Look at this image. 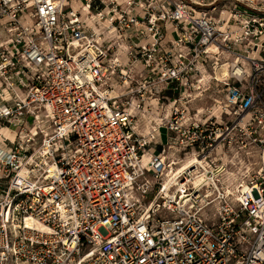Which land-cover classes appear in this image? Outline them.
Masks as SVG:
<instances>
[{
	"label": "built area",
	"instance_id": "2783aa9c",
	"mask_svg": "<svg viewBox=\"0 0 264 264\" xmlns=\"http://www.w3.org/2000/svg\"><path fill=\"white\" fill-rule=\"evenodd\" d=\"M192 2L0 0L11 33L0 44V264H264V170L215 168L264 128V6L235 1L217 21ZM130 29L137 43L119 46ZM221 50L235 56L231 78L196 80ZM211 81L234 122L183 126L189 90ZM173 150L197 162L181 170Z\"/></svg>",
	"mask_w": 264,
	"mask_h": 264
},
{
	"label": "rangeland",
	"instance_id": "374dc122",
	"mask_svg": "<svg viewBox=\"0 0 264 264\" xmlns=\"http://www.w3.org/2000/svg\"><path fill=\"white\" fill-rule=\"evenodd\" d=\"M121 1V0H119ZM190 1V0H187ZM192 1L195 0H191V3H193ZM238 1V2H243L244 3H249L250 0H201V5H196V11H202L205 12L206 14H208L209 16L213 17L214 19H217V21H219L220 17H221V10L222 8H229L230 6H232V3ZM256 3L258 4H262V6H264V0H255ZM199 2V1H198ZM254 3V5L256 4ZM199 4V3H198ZM73 8L76 10L78 9V4H72ZM260 7V6H259ZM221 9V10H220ZM33 13L34 10L33 9H29L26 11V15L25 17L28 18L30 16L33 17ZM258 15H262L264 16V9L261 10L260 12H256ZM225 16V15H224ZM7 15L3 16L2 22H0V44H3L7 41H9L11 38V33H9V26L8 25H4L3 23H6L4 21L8 20ZM24 18H20V20H25ZM35 18H32V20L30 22L34 23ZM8 22V21H7ZM129 35L131 36L127 42H119V46L124 47L127 45L128 42L133 41L134 43H137V38L133 35V31H131V29L129 30ZM235 49V48H234ZM237 50V49H236ZM119 53V52H118ZM123 55V54H122ZM201 58L197 59L199 60L198 64H201L202 60H204L206 58V55L204 54L205 57H203L202 55H199ZM218 60L219 63L218 65L212 63L211 60H209V62L205 65V70L203 69L201 72H197L195 74V79H201L202 77V73L204 75V78L207 77L210 79H213L214 77H218L221 80H229V78H231V70H232V65L235 64V56H229L227 54L222 53V50L220 51V54L218 55ZM240 60L242 61L241 64L244 66V68L246 70H250V72H252L253 68H251V66H248V61L240 58ZM190 61V57L187 59V62ZM216 66V68H214ZM201 68V66H199ZM264 71L260 72L259 75H261V77L259 78L258 83L255 86V90L257 91V93L260 95L259 100L257 101V103L255 105H257V107H260L264 110ZM120 80V79H119ZM233 80V79H232ZM135 84V83H134ZM181 85L178 83V93H170V92H166L164 93V95H167L170 98V102H162V105H164V107H162V111L165 110L167 112V115L170 114L171 110H173L174 105V101L175 100H179L181 97L180 93H184L185 89L180 87ZM187 89L189 90V86L187 87ZM188 90L187 93H188ZM190 95L193 96V99L190 102H187L185 104V106L188 108L187 110L190 111V119L186 122V120H182V123H184L183 126H192V124L194 122H198L199 124H202L203 122H205L211 115L214 116L213 118H211L212 122H214L215 120H219L222 119L224 122H226L228 125H231L234 122V118H235V110L233 112L229 111L228 109H226L225 107L221 106L218 102H216V99H221L226 97L227 99L230 100V96H229V92L225 90L223 83H220V85H217L216 81H211L210 83H201V84H196L195 87H192V89L189 90ZM150 96L155 97L158 96V94H154L152 93ZM137 97V95L135 96ZM151 101V100H150ZM154 102V101H153ZM153 105V103H152ZM176 105L182 106L184 104L182 103H177ZM160 109V108H159ZM159 109L152 108L151 110H149L150 112H152L153 114H157L159 112ZM165 112V113H166ZM222 113V117L219 118H215L216 116H220V114ZM143 113L138 112L137 113V121H136V126L138 127L139 131H146L147 128V123L145 122V120H143V118L141 117ZM154 117V115L150 114V118L152 119ZM247 118H245L246 120ZM26 120L28 121L29 125L31 127H33L35 125V122L33 121V118H26ZM7 125H5L4 127H6ZM147 127V128H146ZM262 127V126H261ZM259 127L257 129V134L255 135H251V137L248 136H244L242 139H244L246 147L244 148V153L243 154H239L237 155L236 152H233V148L235 147V143H231V145H227V147L225 148L223 155H221L222 160H220L218 162V166H215V168L217 170H219L220 172H226V168H225V164L228 167L229 171H235L237 170V165L240 163L242 165H246L249 169H250V175L254 174V173H259V171H261V169L264 170V128ZM163 139L166 140V131L165 129H161L160 130ZM9 136V135H8ZM161 136V137H162ZM257 137L258 141L257 142H253V139ZM10 144V142H8ZM164 145L167 144V140L165 143H163ZM151 148H153L154 150H162L163 146L160 145H151ZM174 153V159H176L177 161L179 160V163L182 162H188L190 161V159L194 158L193 156H188V154H185V152H179L178 150H173ZM171 155V154H170ZM215 157V156H214ZM212 157V158H214ZM181 162V163H182ZM264 174V173H262Z\"/></svg>",
	"mask_w": 264,
	"mask_h": 264
},
{
	"label": "bare ground",
	"instance_id": "6f19581e",
	"mask_svg": "<svg viewBox=\"0 0 264 264\" xmlns=\"http://www.w3.org/2000/svg\"><path fill=\"white\" fill-rule=\"evenodd\" d=\"M106 3H108L109 1H111V0H104ZM217 50V48L216 47H211V51H213V52H215ZM116 90H115V93L116 94H119V93H121V92H123V89L118 85V86H116V88H115ZM216 102H218L221 106H223V107H225L226 109H228L229 111H231V112H233L234 110H235V106H234V104L229 100V99H227L226 97H224V98H222V100L221 99H216ZM152 106H154V107H156V103H154ZM3 130H5L6 131V129H3ZM3 130H2V132H3ZM9 131V130H8ZM8 136V135H7ZM195 158H191L190 159V161H188V162H182L181 164V170H184V169H188V168H191L190 166L192 165L193 166V164H194V162H197V161H195L194 160ZM179 169H180V167H179ZM201 178V177H200ZM201 180V179H200Z\"/></svg>",
	"mask_w": 264,
	"mask_h": 264
},
{
	"label": "crops",
	"instance_id": "0c3cea01",
	"mask_svg": "<svg viewBox=\"0 0 264 264\" xmlns=\"http://www.w3.org/2000/svg\"><path fill=\"white\" fill-rule=\"evenodd\" d=\"M3 133H6V135H9L10 137H13L10 133H9V131L8 130H3ZM165 135H166V140H167V134L165 133ZM166 140H164L163 139V136L161 137V141L163 142V143H165L166 142Z\"/></svg>",
	"mask_w": 264,
	"mask_h": 264
}]
</instances>
